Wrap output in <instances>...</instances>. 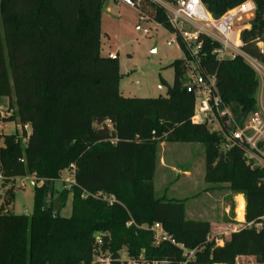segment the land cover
Segmentation results:
<instances>
[{"label":"trees","instance_id":"obj_1","mask_svg":"<svg viewBox=\"0 0 264 264\" xmlns=\"http://www.w3.org/2000/svg\"><path fill=\"white\" fill-rule=\"evenodd\" d=\"M144 15L172 33L165 10L150 0H131ZM172 4L176 0H162ZM219 19L248 0H200ZM250 28L239 33L240 52L264 66V0H252ZM105 0H0V98H14L8 122L29 127L24 148L17 135L0 146V187L17 178L43 181L33 190L30 217L9 208L13 190L0 204V264H108L120 251L134 264H264V169L247 164L242 150L221 151L223 137L206 122L194 123L196 87L183 83L184 59L172 62L174 82L166 98H123L117 59L100 51V14ZM195 72L215 78L225 107L243 123L256 111L259 83L242 56L217 60L220 46L201 35ZM182 52L186 55L184 47ZM191 87V91L188 88ZM161 143L204 147V179L227 184L245 199V224L222 246L211 239L207 221L185 218L184 201L156 198L153 178ZM75 166L71 191L52 209L50 182ZM68 194L71 216L62 218ZM112 196L114 203L93 196ZM244 203L239 199L238 219ZM167 235L156 243L150 228ZM98 236V238H96ZM192 252V256L188 254ZM247 264V263H244Z\"/></svg>","mask_w":264,"mask_h":264},{"label":"rangeland","instance_id":"obj_2","mask_svg":"<svg viewBox=\"0 0 264 264\" xmlns=\"http://www.w3.org/2000/svg\"><path fill=\"white\" fill-rule=\"evenodd\" d=\"M252 19L253 16L236 20L233 30L239 33L249 29ZM143 30H146L147 34H144ZM209 32L214 34L211 28ZM172 40L173 36L156 23L140 21L138 11L124 5L121 0H105L100 14V51L104 57L114 55L117 59L121 97L139 99L167 97V87L172 86L174 82V72L169 65L176 60L184 59V54L176 45L167 46V43ZM245 62L254 70L259 85H261L260 92L256 94L259 103L262 99L264 100V66L251 60ZM198 77L195 68H192L190 72L185 74L183 83L186 86H192V82ZM13 103V97L0 98V146H2L4 136L17 135L21 147L24 148L26 140L22 135L23 132L28 135L30 129L29 127L22 129L17 122L7 121L12 113ZM225 109L230 112L228 107ZM167 148L172 149V152L168 154L172 164L178 169H189L197 181H195L194 186H190L188 180L182 177L177 180L172 173H169L165 181L161 180L159 174H156L154 180L155 197L185 199L190 193L196 191V193L201 194L206 187H210L199 179L204 169L203 166L200 168L203 158L201 152L204 150L202 144H168ZM247 164L249 163L247 162ZM69 176V173H64L60 179L50 182L48 186L47 204H51L53 210L60 206L59 200H62L64 194L71 191V184L65 181V178L70 179ZM28 182L33 184V189L29 187ZM42 184L43 181L35 178H17L12 183L0 187V204L5 198L6 192L13 190L14 201L9 208L10 212L15 216L30 217L34 206L33 190ZM221 185L223 188L229 189L227 184ZM232 194L235 193L232 192ZM71 201L72 195L68 194L64 207L59 211L60 217L69 218L71 216ZM215 243L218 245L219 242L215 241ZM95 260L100 264H108L109 255L99 252ZM120 261L134 264L127 258L124 249L120 251Z\"/></svg>","mask_w":264,"mask_h":264},{"label":"built area","instance_id":"obj_3","mask_svg":"<svg viewBox=\"0 0 264 264\" xmlns=\"http://www.w3.org/2000/svg\"><path fill=\"white\" fill-rule=\"evenodd\" d=\"M121 1L124 5L137 10L136 5L131 0ZM150 1L160 5L165 10L172 28L170 34L173 36V40L168 42L167 46L174 44L181 52L180 46L184 47L186 55L183 52L182 54H184L188 72L192 68H198V54L202 47L201 35H205L219 44L220 47L214 52L217 60H233L237 55L242 56L245 61L251 60L240 52V44H237L238 33L233 30V27L236 20L253 16L255 7L252 1L248 0L242 3L219 19H214L200 0H176L172 4L165 3L162 0ZM139 18L140 21H149L142 14H139ZM210 28L214 31V34L209 32ZM143 33L147 34V31L143 30ZM108 58L115 59V56L108 55ZM192 86L196 87L192 122H206L211 132L219 133L223 137L221 144L223 153L236 147L243 151L246 161L251 166L264 169V108L254 111L243 123H239L225 109L216 90L214 77L206 78L204 82L198 77L192 82ZM64 173H69L70 179L65 178V181L72 184L75 166L70 165ZM1 181L2 177L0 175ZM93 197L99 198L109 205L114 203L112 196L98 194ZM263 224L264 216L261 217L259 222L247 226L260 230ZM150 230L154 234L156 243L168 239L159 224L153 225ZM192 254L190 252L188 256L191 257Z\"/></svg>","mask_w":264,"mask_h":264},{"label":"crops","instance_id":"obj_4","mask_svg":"<svg viewBox=\"0 0 264 264\" xmlns=\"http://www.w3.org/2000/svg\"><path fill=\"white\" fill-rule=\"evenodd\" d=\"M240 33V32H239ZM238 33V42L239 41ZM253 61V60H252ZM256 63V62H254ZM257 64V63H256ZM259 83V82H258ZM261 85L258 86L257 92H260ZM256 92V94H257ZM256 98V108L257 110L264 108V100L259 101L257 96ZM169 143H161L158 147L157 153V165L153 178V187L156 174H159L161 180L165 181L169 173L174 174L178 180L180 177L188 180L190 186L196 184L194 175L190 172L189 169H178L175 165L172 164L171 160L168 158L169 152H172V149L167 148ZM193 147V146H191ZM160 149V152H159ZM192 149V148H189ZM203 158L201 159V166L204 167V150ZM200 181H204V169L201 174ZM194 180V181H193ZM210 187H206L203 193H190L185 199H175V198H164L166 200L174 201H184V214L185 218L193 221H207L211 226V239L218 241L217 246H222L223 241L228 239V236L231 232H234L237 225L245 224V199L243 195L232 194L229 189L223 188L222 185H212L208 184ZM157 198V197H156ZM242 199L244 203V211L242 220L238 219V209H239V199ZM242 264H254L252 259H241Z\"/></svg>","mask_w":264,"mask_h":264},{"label":"water","instance_id":"obj_5","mask_svg":"<svg viewBox=\"0 0 264 264\" xmlns=\"http://www.w3.org/2000/svg\"><path fill=\"white\" fill-rule=\"evenodd\" d=\"M188 91H191V87L188 88ZM28 184H29V187H30L31 189H33V184H32L31 182H28Z\"/></svg>","mask_w":264,"mask_h":264},{"label":"bare ground","instance_id":"obj_6","mask_svg":"<svg viewBox=\"0 0 264 264\" xmlns=\"http://www.w3.org/2000/svg\"><path fill=\"white\" fill-rule=\"evenodd\" d=\"M237 35V34H236ZM239 42L237 41V44H238Z\"/></svg>","mask_w":264,"mask_h":264}]
</instances>
